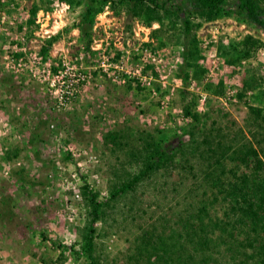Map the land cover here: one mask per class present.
Segmentation results:
<instances>
[{
    "label": "rangeland",
    "instance_id": "1",
    "mask_svg": "<svg viewBox=\"0 0 264 264\" xmlns=\"http://www.w3.org/2000/svg\"><path fill=\"white\" fill-rule=\"evenodd\" d=\"M55 2L0 0V17L14 15L11 3L27 15L15 25L0 23L9 33L0 36V264H89L75 253L86 215L82 179L106 201L116 184L144 168L146 144L165 138L172 143L180 135L190 147L192 139L242 132L261 152L245 123L254 104L264 114V102L253 101L258 88L264 92V29L234 15H194V41L184 51L181 24L173 16L146 23L128 6L108 4L84 36L75 24L86 0H71L73 5L63 0L60 8ZM19 35L28 54L52 58L54 64L66 61L90 76L65 107L57 108L45 83L5 69L4 57L11 56L9 47ZM220 45L239 46L249 56L229 64ZM247 81L259 87L245 89ZM220 85L221 92L214 93ZM230 92L235 97L224 105L219 99ZM202 93L209 96L204 104L198 101ZM257 139L264 148V136ZM235 165L225 161L226 183ZM154 173L110 203L96 223L99 264H129L143 226L176 212L195 213L199 199L215 196L203 183V163L189 155H178L173 166ZM163 182L169 187L161 190ZM224 205L213 204L210 215L223 217Z\"/></svg>",
    "mask_w": 264,
    "mask_h": 264
},
{
    "label": "trees",
    "instance_id": "2",
    "mask_svg": "<svg viewBox=\"0 0 264 264\" xmlns=\"http://www.w3.org/2000/svg\"><path fill=\"white\" fill-rule=\"evenodd\" d=\"M68 3L73 5L71 0ZM108 4L128 6L130 12L136 11L137 15H142L146 23L162 17L170 19L173 16L181 24L180 36L184 51L187 50L190 40L194 39V26L191 22L194 15L209 14L215 18L226 14L234 15L264 29V4L259 0H86L75 24L80 34L88 36L95 15ZM35 11L36 8L33 13ZM218 50L229 64L249 56L236 45H220ZM21 55L17 54L15 59H19ZM190 67L196 68L192 65ZM198 75V70H195L194 77ZM245 86V89L251 91L259 87L252 81H247ZM221 89V85L216 87L214 93L219 94ZM258 90L253 101L261 106L264 92L260 88ZM262 109L255 104L250 106L245 123L254 130L251 135L261 152L242 132L228 138L219 136L215 140L204 138L199 142L192 139L190 147L185 146V138L179 135L172 143L165 138L162 143L146 144L142 153L144 157L147 153L149 156L148 159L146 157L144 168L138 174L116 184L106 201L100 200L99 191L91 189L82 179L81 196L86 215L80 234L82 246L80 252H74L88 258L89 264H99L95 254V225L103 218L109 204L118 202L122 196L136 189L142 180L155 174L156 169L173 166L178 155H189L191 160L196 158L203 163L207 171L203 183L215 190V196L206 201L199 199V207H195V213L190 210L184 214L176 212L171 219L157 218L158 224L143 226L137 236L133 254L129 257V264H226L224 257H228L233 264H264V148H261V141L256 140L258 136H264ZM187 114L191 112L187 111ZM193 118L198 122L197 117ZM146 146L151 150L146 151ZM12 155L16 157L15 154ZM227 159L236 165L235 171L232 170V181L226 183ZM189 168L193 171V166ZM158 187L161 190L167 189L169 184L163 182ZM171 191L178 195L175 187ZM218 202H223L227 211L221 218L212 217L209 213L213 204ZM248 248L251 249V254L246 252Z\"/></svg>",
    "mask_w": 264,
    "mask_h": 264
},
{
    "label": "built area",
    "instance_id": "3",
    "mask_svg": "<svg viewBox=\"0 0 264 264\" xmlns=\"http://www.w3.org/2000/svg\"><path fill=\"white\" fill-rule=\"evenodd\" d=\"M62 2L63 0H56L55 6L60 8ZM8 9L11 12L14 11V15H10L8 18V15L4 16V14H2L0 17V23L2 25H15L18 20L21 21L22 16L27 17L26 12H23L22 14V12H19V9H17L12 3L9 4ZM14 32L16 33V28ZM6 33L5 29H0V36L7 35L8 37L9 33ZM20 36L21 35L16 37L19 42L9 47V53L11 56L4 57L5 69L13 71L12 73L15 75L25 72L31 76V80L45 83L48 89L58 99L57 108L60 109L61 106L65 107L74 99L79 86L90 82V76L85 73L78 72L77 70L74 71V68H70L66 61H63L61 64H54L52 58L39 56L38 54H28V50L24 45L25 41L22 38L25 35L23 34L22 37ZM17 54H22V57L15 59ZM214 55L216 56V54ZM212 64H214V62H212ZM213 68L215 67L213 66ZM234 95V92H230V96L220 98L219 101L226 105L232 97H235ZM208 99L209 96L202 93L199 95L198 101L199 103L204 104Z\"/></svg>",
    "mask_w": 264,
    "mask_h": 264
},
{
    "label": "crops",
    "instance_id": "4",
    "mask_svg": "<svg viewBox=\"0 0 264 264\" xmlns=\"http://www.w3.org/2000/svg\"><path fill=\"white\" fill-rule=\"evenodd\" d=\"M11 12V11H10ZM10 16H8V18H9Z\"/></svg>",
    "mask_w": 264,
    "mask_h": 264
}]
</instances>
